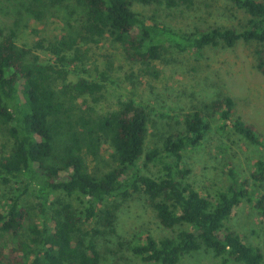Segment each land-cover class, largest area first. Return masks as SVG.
I'll return each instance as SVG.
<instances>
[{
  "label": "trees",
  "instance_id": "trees-1",
  "mask_svg": "<svg viewBox=\"0 0 264 264\" xmlns=\"http://www.w3.org/2000/svg\"><path fill=\"white\" fill-rule=\"evenodd\" d=\"M74 1L82 16L76 35L38 44L52 60L18 44L16 28H0V129L11 142L0 149V182L14 185L6 202L0 199V264H103L100 240L119 237L121 204L137 193L146 197L158 224L168 231L159 238L148 233L129 243L131 252L146 264H180L200 249L224 261L264 264L262 250L227 224L244 200L264 217V188L254 190L264 181V157L256 161L249 177L229 168L226 187L207 194L189 181L184 159V152L198 147L210 132L212 116L219 119L220 129L233 130L264 153L255 126L235 117L232 97L187 113L182 130L168 134L162 148L145 153L150 122L145 105L130 98L106 112L79 108L75 100L91 96L97 101L103 84L86 77L70 81L64 68L81 63L79 41L109 37L123 47L128 59L144 64L163 61L169 49L198 53L208 46L255 43L258 67L264 73V0H225L247 15L241 29L206 25L193 31L176 28L155 12L145 16L134 7L155 4L175 12L194 9L195 0ZM66 3L17 1L18 13L22 7L35 20L47 18L52 8ZM106 143L112 162L108 170H101L92 162ZM144 155L146 162L159 166L157 177L141 171L138 162ZM27 196L33 197V204L25 202Z\"/></svg>",
  "mask_w": 264,
  "mask_h": 264
},
{
  "label": "rangeland",
  "instance_id": "rangeland-1",
  "mask_svg": "<svg viewBox=\"0 0 264 264\" xmlns=\"http://www.w3.org/2000/svg\"><path fill=\"white\" fill-rule=\"evenodd\" d=\"M17 1L0 0V28L6 31L16 28L18 44L31 48L43 60L54 59L38 44L76 35L82 16L75 1L67 0L65 5L52 8L49 16L42 20H35L22 7L20 15ZM195 4L194 9L183 7L175 12L163 11L155 4L144 6L136 3L134 8L148 17L155 12L158 19L185 31L206 25H231L241 29L246 23L244 11L225 0H195ZM78 46L81 63L78 61L77 65L70 63L64 67L68 70L67 79L74 81L78 77H86L99 81L103 88L96 95L97 101L91 96L79 97L75 105L83 109L90 106L98 113L117 109L120 101L130 98L145 105L150 115L145 153L153 148H162L168 134L182 130L187 113L224 96L234 99L235 117L253 124L264 142V73L258 67L255 43L239 41L234 47L208 46L198 53L169 49L163 61L145 64L128 59L123 47L109 37L99 42L84 39L79 41ZM71 55L69 53L68 57ZM212 117V128L202 143L184 152L185 163L190 169L189 181L202 194L225 188L230 182L228 169L231 167L238 176L249 177L256 161L264 157L261 146L231 129H220L219 119ZM4 144L10 146L11 142L0 129V149ZM111 152L110 146L104 144L99 159L92 163L98 169L108 170L112 162ZM138 164L146 174L155 177L160 174L159 166L146 162L145 155ZM255 185L254 190L259 192L264 188V181ZM13 186L0 182L2 202H6L11 195ZM24 200L33 204L32 196ZM70 200L78 204L77 199ZM227 224L247 243L259 247L264 253V217L252 202L244 200L238 205ZM116 228L119 237H114L112 241L108 239V242L100 240L103 264L112 261L146 264L131 252L129 243L139 242L148 233L156 238L168 233L158 224L146 197L141 193L123 201ZM180 264L240 263L224 261L211 251L200 249L185 256Z\"/></svg>",
  "mask_w": 264,
  "mask_h": 264
}]
</instances>
